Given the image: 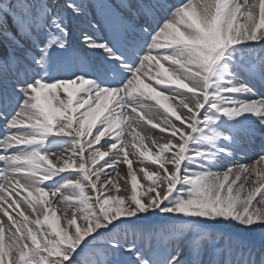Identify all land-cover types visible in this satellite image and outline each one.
Masks as SVG:
<instances>
[{"label":"snow or ice","instance_id":"snow-or-ice-1","mask_svg":"<svg viewBox=\"0 0 264 264\" xmlns=\"http://www.w3.org/2000/svg\"><path fill=\"white\" fill-rule=\"evenodd\" d=\"M75 31L96 66L69 70ZM0 39V264H264L201 232L264 228V153L213 170L264 135V0H11ZM156 217L173 226L144 227Z\"/></svg>","mask_w":264,"mask_h":264},{"label":"rangeland","instance_id":"rangeland-1","mask_svg":"<svg viewBox=\"0 0 264 264\" xmlns=\"http://www.w3.org/2000/svg\"><path fill=\"white\" fill-rule=\"evenodd\" d=\"M61 2L63 3L62 0H61ZM174 2L175 1L173 0V3ZM9 4L6 5V8L8 7ZM70 39H71L72 49H74L73 44H72V41H73L72 40V36H71ZM75 52H76V50H75ZM75 52H74V56L72 58L73 60H75V58H74L75 57ZM256 59H257V55L256 54L250 55L248 57V62L249 63H254V62H256ZM77 61H78V57L76 58V62L73 63L74 67L79 66L77 64ZM54 66H56V68H57V64H56L55 59L51 62V65H50V71L52 72L53 76L65 75V73H63V72L52 71V69L55 68ZM68 68H69V70H72V68H70L69 65H68ZM2 135H3V133L0 132V136H2ZM154 135L156 137H158V135H162V138H160L159 141L164 139V134L160 133L158 130H155ZM149 137L152 138L153 135L151 134ZM148 147L152 148V150L155 151V148L151 145V143L148 144ZM12 151L14 153L16 150L13 149ZM129 152H130V156H131V154L134 152V150L129 148ZM0 154H3V153H0ZM60 155H61V152L58 149L57 150V158H59ZM64 155H67V153H64ZM2 167H4V165H3L2 162H0V168H2ZM134 167H139V164L134 162ZM154 167L155 166H150L148 170L152 171ZM125 170H126V165H123V166H121L119 168L118 171L120 172L121 175H123ZM64 176L68 177L69 179H71L73 181L79 179V175L76 174V173H65ZM22 183H23V181H22ZM149 183L150 182H148L147 180H141V184H142L143 188H147ZM249 185H253V184L250 182ZM138 191H142V189H138ZM87 194L90 195V196L92 195V193L90 191H88ZM22 195L23 196H27V192L26 191L23 192ZM120 195L123 196V197H126V198H129L132 195L131 187H130V181H129V183L127 185H125L124 183H121ZM63 207L64 206L61 205V209H63ZM21 210H24L26 214H29V215L31 214V210L28 208L26 203H22L21 204ZM4 219H6V218H4ZM63 222L64 221L62 220V223ZM146 225H148V229H158V228H164V227H172L173 226V221L168 220L167 218H164V217H156L155 220L147 222ZM145 228H147V227H145ZM205 229H207V230H204V231L201 230V232H205V231L209 232L212 235L213 238H215V237H217L219 235H222L223 240L228 242V243H230V244H235L236 242H238L237 239L241 240V238H244V239H248L250 241H256L257 243L254 244L253 247H255L256 249L259 250L260 246L263 245V243H264V228H261L259 226H257L254 231H248L246 228H244V227H242V226H240L238 224H235V223L219 224V225H215V226L207 225L205 227ZM137 231H139V230H137ZM5 236H6V238H8L7 230H6V235ZM238 237H240V238H238ZM121 238L128 239V240L138 239V241L141 239L140 237L134 236V234H133V232L131 230H129L127 232H122L121 233ZM199 238H200V233H196L193 230H186L184 243L187 244V243H190V242H195ZM5 242H7V241H5ZM239 243L244 245L241 242H239ZM174 244H175V241L169 240L167 242V244H162L161 246L171 247V246H174ZM246 245H247L246 248H252V247H249V243L248 242L245 243L244 246H246ZM142 246H143V244H142ZM153 247L155 248L156 245L154 244ZM259 253H260V251L258 253H254L253 257L257 256ZM99 259H100V257H97V260H99ZM117 259L121 262V264H127V262L130 260V257L127 254H121Z\"/></svg>","mask_w":264,"mask_h":264},{"label":"bare ground","instance_id":"bare-ground-1","mask_svg":"<svg viewBox=\"0 0 264 264\" xmlns=\"http://www.w3.org/2000/svg\"><path fill=\"white\" fill-rule=\"evenodd\" d=\"M84 50L85 49H83V48L79 49L80 52L81 51L84 52ZM0 123H3V121H0ZM154 132H155V129H151V130L147 131L146 133H142V134H145L147 137H149L152 134L153 135L152 139L159 141L160 138H162V135H158V137H156L154 135ZM257 135H259V134H257ZM238 139H239V136H238ZM145 143L150 144L149 140H147V139H146ZM235 150H236V153H234V157H235L234 160L233 159H223L213 168V170L214 171H222L224 169V167L226 166L225 162H229L230 165L237 162V161L240 163H243V164H251V163H249L251 158H254L256 156L254 153L246 152L247 148L244 147L243 141L241 139L239 140V146L237 148H235ZM240 152H244V154L242 155ZM247 187H253V185H247ZM0 215H2V214H0ZM5 241H7V242H5L6 244L9 243V239L6 238V236H5Z\"/></svg>","mask_w":264,"mask_h":264}]
</instances>
